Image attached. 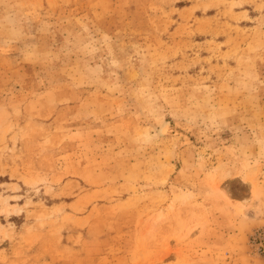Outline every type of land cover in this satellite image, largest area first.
Masks as SVG:
<instances>
[{
  "label": "rangeland",
  "instance_id": "obj_1",
  "mask_svg": "<svg viewBox=\"0 0 264 264\" xmlns=\"http://www.w3.org/2000/svg\"><path fill=\"white\" fill-rule=\"evenodd\" d=\"M0 264H264V0H0Z\"/></svg>",
  "mask_w": 264,
  "mask_h": 264
}]
</instances>
